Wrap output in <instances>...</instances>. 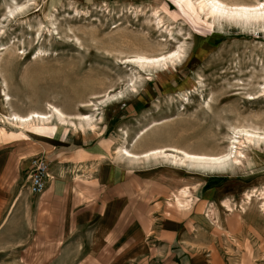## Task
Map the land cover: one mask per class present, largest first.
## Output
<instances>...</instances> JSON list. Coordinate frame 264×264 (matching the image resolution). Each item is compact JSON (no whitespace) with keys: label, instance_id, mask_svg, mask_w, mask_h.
Masks as SVG:
<instances>
[{"label":"rangeland","instance_id":"1","mask_svg":"<svg viewBox=\"0 0 264 264\" xmlns=\"http://www.w3.org/2000/svg\"><path fill=\"white\" fill-rule=\"evenodd\" d=\"M200 1L0 0V154L52 160L73 192L71 207L60 199L47 211V198L28 191L0 235V264H210L209 247L216 264H255L250 247L244 262L231 261L241 254L216 231L236 215L254 234L264 230L263 144H244L242 165L216 170L118 156L121 148L220 156L236 147L235 129L264 133V21L206 16ZM222 1L264 8V0ZM177 51L175 63L134 61ZM52 107L65 123L52 117L21 135L4 122ZM80 116L92 126L82 128ZM93 145L102 152L64 155ZM116 191L122 202L110 201L102 219Z\"/></svg>","mask_w":264,"mask_h":264},{"label":"crops","instance_id":"2","mask_svg":"<svg viewBox=\"0 0 264 264\" xmlns=\"http://www.w3.org/2000/svg\"><path fill=\"white\" fill-rule=\"evenodd\" d=\"M99 146H92L88 149H76L73 151H64V155L68 156L69 158L73 154L76 155L77 152L83 151L84 154H88L91 156H96L97 153H101L102 151H99ZM101 150V149H100ZM14 151V152H12ZM9 152H5L0 154V235L4 232L5 228L9 226V223L11 221V216L15 209H19L20 211L24 210L23 208V199H25V196H32L29 190H26V192L21 190V183L24 181V177L27 176V174H30L31 170V162L32 157L28 155L27 153H24L23 151L19 153L20 151L12 150ZM80 153V152H79ZM46 157V156H45ZM55 157V156H53ZM55 159V158H54ZM49 163V175L50 178L47 180V189L46 191L41 195L42 199L44 197L47 198V206L45 207V210L52 211L54 209L53 205L55 204V201H59L60 199L63 201L64 207L69 208L72 205V188H71V176L69 174H61V169L59 165L54 164L52 160L50 161L47 159ZM70 163V162H69ZM102 175V174H101ZM108 173H104L103 176L97 178V183L99 182L100 186H103V184H107L106 180L108 178ZM26 183V182H25ZM27 185V184H26ZM123 196L116 191L115 195L112 198H109L108 200L104 201L102 203V208L100 213L102 214V219H104L106 216H109V214L113 213V208L108 206V203L110 201H114V206L121 203ZM28 203V199H27ZM21 206V208H20ZM7 207L8 214L4 218L1 216L2 212ZM27 212H30L32 210V204L25 209ZM90 211V210H88ZM91 212V211H90ZM90 212H83L86 214L87 220L93 218V214ZM107 215H106V214ZM28 215V213H27ZM239 216V217H238ZM229 216L232 217L229 221V218H226L223 220L224 224H221L220 230L216 231L217 234L224 236L225 246H229L232 250H236L241 254V258H238L237 254H233L230 256L231 261L233 262H244V259L246 258V253L249 250V247L253 251L252 257H254V263H258L259 261H262L264 257V230L261 231V233L257 232V229L255 231L257 232L254 234L253 226L248 224V221L240 216ZM241 217V218H240ZM235 222V225H232L231 221ZM70 222V218L68 220ZM65 224H67L66 220L64 221ZM103 225L100 227L102 228ZM234 226V227H233ZM248 235V236H247ZM253 237V240H251ZM251 238V239H249ZM248 239V241H247ZM233 241V242H231ZM236 243V246H234ZM234 244V245H233ZM209 250L212 251L211 260H209L210 264H216L217 261V255H215V251H217V248L209 247ZM235 253V251H234ZM237 253V252H236Z\"/></svg>","mask_w":264,"mask_h":264},{"label":"bare ground","instance_id":"3","mask_svg":"<svg viewBox=\"0 0 264 264\" xmlns=\"http://www.w3.org/2000/svg\"><path fill=\"white\" fill-rule=\"evenodd\" d=\"M252 7V8H251ZM254 7V8H253ZM197 8L199 11L206 13V16L210 17H218V16H225L227 18L232 19H241V18H247L248 20L252 21H264V8H255V6H237L235 8L230 7L228 4L223 2L222 0H201L198 4ZM182 54L181 51L175 52L173 55H171L169 58L165 57L164 60L159 59H152L145 56H137L134 60L135 62L139 63V65H148L150 63H154V65H161L165 64L167 60L171 61L172 63H175L176 59H180V55ZM163 61V62H161ZM6 97H8L6 95ZM251 97V96H250ZM255 99L254 97L250 98V100ZM8 99L4 101H8ZM52 117H56L57 120L61 123H65L67 121V116L58 108L52 107V112L50 115L45 114H39V113H31L25 117L13 114L10 116H4V122L6 121L14 125V129L16 133H22L21 135H25L30 130H35L36 123L39 124H49ZM79 124L83 128V124H86L88 126H92V121L90 117H83L80 116ZM236 135H238V138H235L234 141L236 144V147L233 148V150L229 151L227 154H223L220 156H207V155H198V154H192L188 153L186 151H180L171 149L174 154H167V149H155L151 150L149 152H146L141 155H135L131 153L126 148H121L118 152V156L122 158H128L129 161L137 162L143 159H158V158H165L167 161L173 162L176 165H189L193 167H198L202 169H209V170H216L223 167H226L227 165H235L240 166L243 164L244 159L246 158V155L243 151L244 144L252 145L254 147H259L263 144L264 146V133H259L258 130H247V129H235ZM244 137V140H239L240 138ZM239 140V141H238ZM246 147V146H245ZM232 149V148H231ZM170 151V150H169ZM177 153V154H175ZM247 203L250 204L251 198L250 196H247ZM226 205V204H225ZM263 211H264V202L262 203ZM226 208L229 212H232V208L229 205H226ZM242 210H244L243 207H241Z\"/></svg>","mask_w":264,"mask_h":264},{"label":"built area","instance_id":"4","mask_svg":"<svg viewBox=\"0 0 264 264\" xmlns=\"http://www.w3.org/2000/svg\"><path fill=\"white\" fill-rule=\"evenodd\" d=\"M49 178V163L43 158H34L29 175V191L33 195H42L47 189Z\"/></svg>","mask_w":264,"mask_h":264}]
</instances>
